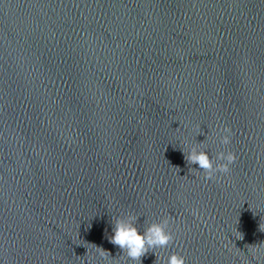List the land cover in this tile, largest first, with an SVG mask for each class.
Masks as SVG:
<instances>
[{"label":"clouds","instance_id":"clouds-1","mask_svg":"<svg viewBox=\"0 0 264 264\" xmlns=\"http://www.w3.org/2000/svg\"><path fill=\"white\" fill-rule=\"evenodd\" d=\"M220 133H223V135H220V143L222 145L230 144L231 128L224 126L220 128ZM203 143H200V145H203ZM185 160L189 165H199L200 170L190 169V172L202 171L204 179L210 181L218 177L227 176L231 171V165L237 160V155L232 151H220L215 157H210L203 148L193 146L190 152L185 154ZM192 214L198 216V210L194 209ZM138 218L128 214L115 218L113 221V235L109 237V240L112 244L118 246L122 250L123 255H126L129 260L137 261L141 264L143 256L150 251L155 253L156 249L167 248L173 242L174 236L168 231V219L152 222L141 233L136 227ZM97 248L101 258H111L109 252L100 247ZM164 264H185V257L174 252L164 261Z\"/></svg>","mask_w":264,"mask_h":264}]
</instances>
